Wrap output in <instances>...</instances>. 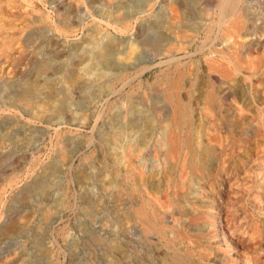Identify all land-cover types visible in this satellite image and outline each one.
Returning a JSON list of instances; mask_svg holds the SVG:
<instances>
[{
  "label": "rangeland",
  "instance_id": "rangeland-1",
  "mask_svg": "<svg viewBox=\"0 0 264 264\" xmlns=\"http://www.w3.org/2000/svg\"><path fill=\"white\" fill-rule=\"evenodd\" d=\"M178 1L0 0V264H264V26L250 0H240L239 26L217 20L216 0L185 10ZM137 8L141 19L188 20L176 29L183 95L194 137L209 148L204 162L159 144L171 106L155 90L136 85L133 95L127 85L105 99L88 75L70 79L92 35L115 36L122 56L142 46ZM35 82L27 106L22 93ZM46 85L70 101L48 103ZM143 131L146 143L123 153Z\"/></svg>",
  "mask_w": 264,
  "mask_h": 264
},
{
  "label": "bare ground",
  "instance_id": "bare-ground-1",
  "mask_svg": "<svg viewBox=\"0 0 264 264\" xmlns=\"http://www.w3.org/2000/svg\"><path fill=\"white\" fill-rule=\"evenodd\" d=\"M190 2L191 0H179L177 3L180 8H183L185 10ZM211 2L213 3L215 2V0H211ZM216 2L219 9V19H217L219 22L221 21L223 22L224 18L226 19L227 16H230L233 25L235 26L241 25L242 15L238 13L239 11L238 9H240V0H216ZM135 7H137L136 4L134 8ZM104 10L105 12L108 13L110 12L109 8H106ZM134 11L135 12H132L131 14L135 15L137 18L138 26H139L138 31L142 30L137 35L138 37H140L139 42H141L142 46L139 47V46L131 45L129 49L131 51H129V53L127 52L125 56H122V55H118L119 50L116 49V47L119 43H118V39L115 40V36L114 37L104 36L103 39L101 40L100 39L101 37L99 38L96 35H92V38L89 41L91 45L87 49L81 48V51L83 50L82 58H81L82 61L79 62L83 63L85 61L86 64H84L85 66L83 67L82 66L78 67V73L72 72L70 79L74 81L76 79L77 74L88 75L89 80H92L91 86H95L97 90L96 96L101 98L106 97L105 99H107V97H109L111 94L113 95L117 92H122V90L127 85H129L130 87L129 90L132 93L136 85L141 86L143 88L145 87L146 89L150 88L155 90L154 92H156V94L161 95L163 99L170 104L168 108H170L171 106V114H166V116L163 118V120H165L167 124H165L161 128L162 130L161 132H163L162 133L163 138L162 139L159 138V144H161L164 147L166 146L167 152L170 154L180 150L182 147H186L190 149L191 152L190 160L193 163L198 161L204 162L205 159L207 160L206 157L208 155L209 148L207 147L206 144L196 140V138L194 137L193 108L191 106L192 99H190L191 101L189 99L186 100V97L183 95V90L188 85H190V82L186 78L187 73H186V69L184 68L185 64L183 62L184 53L182 55L180 54L181 52H185V48L182 46L181 44L182 42L178 41V35H179L178 31L184 32L183 28L184 26H188V20L185 19L184 22L169 20L167 19V17L164 15L163 12L161 15H153V17L151 16L154 20H151L150 16L148 17L144 16V18L141 19L140 14L142 13L143 10L142 9L138 10L137 8ZM129 15L130 14H128V16ZM116 20L119 22H123L125 19L118 18ZM151 23L153 24L154 27L157 28V31L159 33L158 37H154L150 34L148 29H150L149 27L150 25H152ZM145 29L147 30L146 32ZM176 29H178V31H176ZM261 35L264 34L261 33ZM181 36L185 37L184 34ZM45 64L46 63H44L43 65ZM156 66H161V69L159 73L155 75L154 80L149 81L145 79L146 72ZM214 67L215 66H212V68L216 70ZM224 73L228 75L229 74L228 69H225ZM101 81H107V82H101ZM49 85H46L47 88L45 89V97H46L45 100L48 101V103L53 102V100L56 99L59 105L68 103L70 101L69 96L67 94L59 95V91L55 87ZM41 86L42 83L35 82L33 83L32 86H29L24 93H22L21 98L24 99V102L26 103L27 106H32L34 104L35 99L36 98L38 99V95H39L38 91L41 90L40 89ZM129 90L127 92H129ZM214 91L211 90V91H206L204 93L203 97L207 103H212L215 100L216 95ZM187 92L189 94H192L193 91L187 89ZM123 94L124 92L122 93V95ZM40 103L41 102L39 103L36 102V104H40ZM43 106L48 107L46 105ZM166 112L168 113L167 110ZM131 120L132 119H129L128 122L131 123ZM144 120H150V118L145 117ZM240 123L244 124V121H240ZM128 128L129 127L126 124L118 126V130H117L118 135L126 136V134L128 133ZM143 132L146 134L145 135L146 139H144L143 141L140 140L138 143H135L133 142L135 141V138L132 137L129 143H125V144L123 143L122 145L119 146L120 148L123 149V153L125 154L126 152L135 153L142 145L146 143V140L151 132L150 131L149 132L143 131ZM137 212L144 219V221L148 222L149 224L150 221L152 222L148 210L145 207L138 209Z\"/></svg>",
  "mask_w": 264,
  "mask_h": 264
},
{
  "label": "built area",
  "instance_id": "built-area-1",
  "mask_svg": "<svg viewBox=\"0 0 264 264\" xmlns=\"http://www.w3.org/2000/svg\"><path fill=\"white\" fill-rule=\"evenodd\" d=\"M249 3L253 15L260 21V25L264 26V0H250Z\"/></svg>",
  "mask_w": 264,
  "mask_h": 264
}]
</instances>
